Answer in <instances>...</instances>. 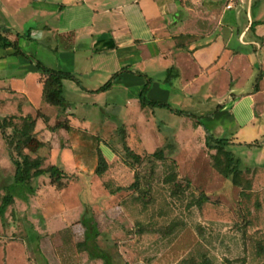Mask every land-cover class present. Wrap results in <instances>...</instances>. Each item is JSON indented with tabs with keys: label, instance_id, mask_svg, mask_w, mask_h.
I'll use <instances>...</instances> for the list:
<instances>
[{
	"label": "rangeland",
	"instance_id": "1",
	"mask_svg": "<svg viewBox=\"0 0 264 264\" xmlns=\"http://www.w3.org/2000/svg\"><path fill=\"white\" fill-rule=\"evenodd\" d=\"M54 44L52 50L45 42L32 40L27 47L18 46V54H29L26 58L36 66L40 63L41 71L55 72L64 48L60 40ZM72 47L77 60L88 52L84 44ZM14 67L11 64L2 73L6 77L0 75L1 82L9 84L7 73ZM70 72L76 82H84L78 68ZM121 72L112 74L94 93L81 95L78 89L64 95L79 106V126L96 136L91 143L79 136L80 142L74 144L82 171L72 155L44 160L43 167L52 163L64 172L69 186L62 199H55L59 193L54 188L45 187L40 200L44 205L19 206L16 199L29 200L40 183L38 179L28 186L14 183L15 167L0 130V204L8 191L15 197L0 217L2 242L14 240L12 245L0 246V264H5L7 254L9 264H25L22 242H27V264H105L103 254L94 256L78 246L84 240L81 221L87 210L98 223L96 242L113 264H264V112L251 118L248 101L242 99L233 116L228 112L232 100L226 104L228 111L217 115L212 99L182 91L170 72L161 79L145 76L136 95L135 89L116 86L136 80L118 79ZM240 82L245 88L257 81L243 76ZM222 88L215 92L217 98ZM22 99L14 97L18 102ZM4 107L0 106V120L10 113ZM122 126L139 160L124 149ZM209 133L229 141L227 149L239 159L248 188L234 185L213 166L206 144ZM158 148L164 149V159L149 156ZM99 150L108 162L102 175L95 173ZM26 152L42 157L41 151ZM136 179L138 188H128ZM203 194L206 200L201 199ZM41 242L48 263L39 250Z\"/></svg>",
	"mask_w": 264,
	"mask_h": 264
},
{
	"label": "crops",
	"instance_id": "2",
	"mask_svg": "<svg viewBox=\"0 0 264 264\" xmlns=\"http://www.w3.org/2000/svg\"><path fill=\"white\" fill-rule=\"evenodd\" d=\"M0 31L20 47L34 40L54 50V42L60 40L64 49L59 51L62 61L58 71L72 74L74 67L84 77V82L63 78L64 95L78 89L83 91L81 95L94 93L119 70L118 79L136 80L116 86L135 89L139 95L145 76L161 79L170 72L182 91L212 99L217 115L227 112L226 104L232 100L228 112L233 116L242 99L248 101L251 118L258 111L264 112V0H0ZM78 42L88 52L77 60L76 51L70 50ZM18 53L13 47H0V75L11 64L15 66L12 73H7L9 84L0 78V106L10 111L3 117L33 115L37 138L49 146L39 150L45 162L58 154L72 155L82 171L84 166L78 163L80 156L74 153V144L80 142L79 136L91 143L96 134L84 132L79 126L82 119L75 101L67 100L62 109L46 99L48 74L26 58L29 54ZM243 76L257 82L244 88L240 82ZM221 85L225 89L217 98L215 92ZM16 95L23 98L22 102L14 100ZM60 122L63 126L56 127ZM109 151L114 157L113 150ZM49 165L56 164L45 166ZM42 176L38 178L40 187L29 200L16 199L19 206L44 205L40 200L45 197V187L54 188L59 193L55 199H62L69 186L66 177L58 187L50 177ZM2 238L0 246L14 244V240L2 242ZM21 245L27 264V242ZM39 250L48 263L43 242ZM8 262L7 254L5 264Z\"/></svg>",
	"mask_w": 264,
	"mask_h": 264
},
{
	"label": "trees",
	"instance_id": "3",
	"mask_svg": "<svg viewBox=\"0 0 264 264\" xmlns=\"http://www.w3.org/2000/svg\"><path fill=\"white\" fill-rule=\"evenodd\" d=\"M253 22L251 29L254 28ZM0 31V46L5 48L14 46L17 52H21L18 45L5 38ZM41 68L40 63L37 64ZM44 72V71H43ZM48 74V78L44 83V93L46 99L54 105L60 108H66V100L63 92V78L70 77L67 73H60L59 71L45 72ZM36 125V118L27 114L25 116L9 115L0 120V130L3 138L7 143L10 160L15 167L14 171V183L28 186L33 180L38 179L41 175L48 174L51 178V183L58 187L63 186V178H65L63 170L57 165H49L43 167L44 158L37 155L32 157L31 153H37L44 143L40 141L34 130ZM62 122L58 123L56 127H62ZM66 128H68L66 126ZM122 135V143L124 149L132 155L135 160L140 159V155L136 154L126 142L125 127L120 128ZM207 148L212 151L211 159L213 166L226 178L231 179L232 183L242 188H248L250 184H246L243 180V168L240 166L239 159H236L233 153L227 149L229 141L215 137L213 134L207 136ZM150 157L164 159L165 153L163 148H158L155 152L149 154ZM108 168V162L103 153L98 151V162L95 168V173L102 175ZM128 188H138V180L136 179ZM122 189L121 187L117 188ZM31 192L34 191V187L30 186ZM14 195L8 191L0 204V217H4L7 208L14 202ZM201 199L206 200L207 196L202 195ZM82 219V223L85 227L84 240L78 243V246L89 251L91 255H104L106 257L105 264H113L108 254L97 244L96 239L99 236V228L97 220L91 210H87Z\"/></svg>",
	"mask_w": 264,
	"mask_h": 264
}]
</instances>
